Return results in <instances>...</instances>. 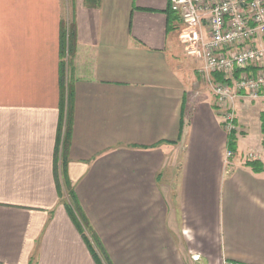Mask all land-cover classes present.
<instances>
[{
    "label": "crops",
    "instance_id": "obj_1",
    "mask_svg": "<svg viewBox=\"0 0 264 264\" xmlns=\"http://www.w3.org/2000/svg\"><path fill=\"white\" fill-rule=\"evenodd\" d=\"M180 28L170 0H0V264H97L68 187L112 264H264V102L233 103L227 165Z\"/></svg>",
    "mask_w": 264,
    "mask_h": 264
},
{
    "label": "built area",
    "instance_id": "obj_2",
    "mask_svg": "<svg viewBox=\"0 0 264 264\" xmlns=\"http://www.w3.org/2000/svg\"><path fill=\"white\" fill-rule=\"evenodd\" d=\"M170 8L185 54L201 62L223 129L236 133L235 100L264 102V0H170ZM232 155L226 152L227 165Z\"/></svg>",
    "mask_w": 264,
    "mask_h": 264
},
{
    "label": "trees",
    "instance_id": "obj_3",
    "mask_svg": "<svg viewBox=\"0 0 264 264\" xmlns=\"http://www.w3.org/2000/svg\"><path fill=\"white\" fill-rule=\"evenodd\" d=\"M213 78L215 80H220L221 76L219 74H214ZM69 93V92H68ZM70 94L67 95L66 98V110H65V124H64V139L62 141L61 145V150H63L66 146V141L68 138V130H69V125H70V120H69V110H70V99H69ZM262 132L264 134V117L262 119ZM59 134H60V129H59ZM229 150L232 151L233 146L235 144V138H234V133L229 135ZM60 151V139L57 141V147H56V152L59 153ZM248 165H250L253 170L255 171H264V166L260 164L257 160L249 161ZM64 199H65V207L66 210L77 226V228L80 230L82 237L87 244L93 258L97 262V264H112L110 261L109 256L105 252L100 240L98 237L94 234L93 230L91 229L89 222L83 213L82 209L77 203L75 194L73 190H71L69 187L66 188V191L64 193ZM96 249L99 250V252H96Z\"/></svg>",
    "mask_w": 264,
    "mask_h": 264
},
{
    "label": "rangeland",
    "instance_id": "obj_4",
    "mask_svg": "<svg viewBox=\"0 0 264 264\" xmlns=\"http://www.w3.org/2000/svg\"><path fill=\"white\" fill-rule=\"evenodd\" d=\"M69 23H70V21H69L68 18H67V20H66V24H65V25H67V28H68ZM184 53H185V52H184ZM194 58H195V57H194ZM206 83H207L206 85H207L209 88H211V85H210V83H209L208 80L206 81ZM96 252H99V250L96 249ZM105 264H106V263H105Z\"/></svg>",
    "mask_w": 264,
    "mask_h": 264
}]
</instances>
